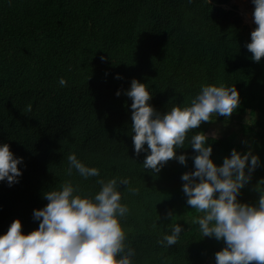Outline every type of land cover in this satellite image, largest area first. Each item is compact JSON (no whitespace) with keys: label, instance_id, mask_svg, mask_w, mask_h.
I'll list each match as a JSON object with an SVG mask.
<instances>
[{"label":"trees","instance_id":"obj_1","mask_svg":"<svg viewBox=\"0 0 264 264\" xmlns=\"http://www.w3.org/2000/svg\"><path fill=\"white\" fill-rule=\"evenodd\" d=\"M229 1L0 0V146L7 143L23 158L19 182L10 187L0 181V235L16 219L22 234L36 230L40 221L33 212L47 205L44 193L66 182L79 185L74 195L84 197L100 191L97 179L128 178L140 190L132 195L118 187L129 208L120 222L125 243L135 250L132 264H216L215 253L226 245L203 237L192 222L202 214L187 205L182 191L181 176L195 171L198 154L189 142L205 133L217 166L232 149L241 155L248 149L234 134L210 133L213 122L227 121L214 116L176 149L177 156L186 155V165L174 159L158 174L148 171V152L135 154L132 100L125 93L133 79L146 84L148 103L164 114L190 106L201 85L235 86L240 106L232 115H249L240 129L259 157L238 200L257 204L255 189L264 180V58L253 61L246 47L252 29L235 6L222 7ZM71 153L98 168L100 177L84 179L75 169L67 175ZM177 223L178 243L159 244Z\"/></svg>","mask_w":264,"mask_h":264},{"label":"clouds","instance_id":"obj_2","mask_svg":"<svg viewBox=\"0 0 264 264\" xmlns=\"http://www.w3.org/2000/svg\"><path fill=\"white\" fill-rule=\"evenodd\" d=\"M252 3L256 28L246 47L253 61L259 63L264 58V0ZM59 85L66 87L67 81L60 78ZM120 94L117 91L116 95ZM125 94L132 100L131 138L135 154L139 157L147 151L143 167L155 174L170 160L186 165V155L177 156L176 149L185 147L187 134L202 123L212 122L214 116L230 118L240 106L235 86L201 85L190 106H174L164 114L148 103L152 94L146 84L133 79ZM207 140L203 132L191 137L189 143L198 153L193 157L195 171L181 176L187 205L202 214L192 222L199 225L203 237H214L226 245L215 253L216 264H264V189L260 187L264 180L255 189L259 192L257 204L238 200L259 166V157L251 149L241 155L234 148L230 157L217 166L210 158L213 148L206 146ZM67 160V175L71 176L75 169L84 179L100 177L98 168L86 166L75 153L69 154ZM22 163L23 158L15 157L7 143L0 146V181L6 180L10 187L18 183L22 176L18 166ZM96 183L100 191L84 197L74 195L79 192V185L71 182L61 185L60 190L45 192L47 205L33 212L34 219L40 221L36 230L22 234V223L16 219L7 233L0 235V264H132L135 250L125 243L127 235L120 222L126 219L129 208L121 203L118 187L125 185L132 195L140 190L131 187L128 178H100ZM167 216L173 218V213L168 212ZM181 232L177 223L171 234L164 235L158 243L176 245Z\"/></svg>","mask_w":264,"mask_h":264},{"label":"rangeland","instance_id":"obj_3","mask_svg":"<svg viewBox=\"0 0 264 264\" xmlns=\"http://www.w3.org/2000/svg\"><path fill=\"white\" fill-rule=\"evenodd\" d=\"M231 6L236 7L238 13L242 17L243 23L248 25L253 31L256 28V25L253 23L247 22L248 20L246 17V13H250L251 16L253 17L254 6L251 5L250 0H241V1L240 0H230L229 3L227 4V8H230ZM224 119L226 118L224 117ZM226 120H227L226 122H223V121L213 122L210 127V133L219 134L223 136L234 134L237 141L242 142L243 145L246 147V149L252 150L253 145L251 144V140L249 136L243 133V131L240 129V125L242 123H247L250 121L249 115L248 114H244L242 116L231 115V117L227 118ZM255 149H256V146H255Z\"/></svg>","mask_w":264,"mask_h":264},{"label":"bare ground","instance_id":"obj_4","mask_svg":"<svg viewBox=\"0 0 264 264\" xmlns=\"http://www.w3.org/2000/svg\"><path fill=\"white\" fill-rule=\"evenodd\" d=\"M241 1V0H240ZM243 4V3H242ZM245 10V9H244ZM242 11V10H241ZM246 17H247V22H249V23H253V24H255L254 23V19H253V17L251 16V14L250 13H246Z\"/></svg>","mask_w":264,"mask_h":264},{"label":"water","instance_id":"obj_5","mask_svg":"<svg viewBox=\"0 0 264 264\" xmlns=\"http://www.w3.org/2000/svg\"><path fill=\"white\" fill-rule=\"evenodd\" d=\"M222 7L227 8V4H222Z\"/></svg>","mask_w":264,"mask_h":264}]
</instances>
